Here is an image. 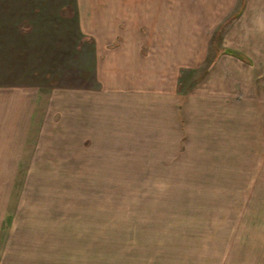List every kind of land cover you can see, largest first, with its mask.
I'll list each match as a JSON object with an SVG mask.
<instances>
[{"label": "rangeland", "instance_id": "obj_1", "mask_svg": "<svg viewBox=\"0 0 264 264\" xmlns=\"http://www.w3.org/2000/svg\"><path fill=\"white\" fill-rule=\"evenodd\" d=\"M0 59V92L25 90L34 119L2 164L6 252L264 251V0H0Z\"/></svg>", "mask_w": 264, "mask_h": 264}, {"label": "crops", "instance_id": "obj_2", "mask_svg": "<svg viewBox=\"0 0 264 264\" xmlns=\"http://www.w3.org/2000/svg\"><path fill=\"white\" fill-rule=\"evenodd\" d=\"M42 2L40 3V5H42ZM46 2L49 3V1H46ZM174 20L177 21L176 18H174ZM168 21L171 23V17H168ZM175 34L178 36H181V35L187 36L188 30L187 28H181L179 30L175 29ZM39 37L40 39L36 40V43L34 44L36 53H41V49H43L42 45H44V41L43 39H41L42 35H40ZM19 43H22V41L20 40ZM22 49H25V46L22 47ZM3 52H5V50H3ZM18 63L20 64V62ZM20 65L18 66L19 69L21 67ZM18 75H19L18 82L16 83L26 84L27 74H26L25 69L23 71L19 70ZM8 82L9 81H4V79L0 80L1 84H5ZM25 93L26 91L23 89H21L19 92H13L12 95H9L10 93L0 92V179L2 181H4V178H6L5 174H3L4 168L2 169V164L7 163L8 159L10 158V154H11L9 149L10 148L13 149V146H11L10 142L12 140H15L14 137L16 136H18V140H15V141H20L24 139L25 136H27L28 117H29V121L32 123L33 114H31L30 112L31 107L29 106V110H28V106L26 105L27 102L25 99ZM14 99H16L17 101H13ZM12 101L14 102L16 107L18 106L17 110L16 108L10 110L11 107L10 108L7 107L11 105ZM4 191H5L4 187L0 188V201H2L3 199V195L5 193ZM230 241H231L230 243L231 247L229 248L228 246L227 248L228 249L227 264H232L235 260L236 255H237L236 258H238L239 256L242 257V259L240 258L241 261L251 260V258H255V257L260 258L261 256L262 259L259 260L257 264H264V251L261 249L262 247L260 248L253 244L251 248L247 246L243 248L242 244L245 242H241V239H239L238 244L241 245L242 247H239L236 250L234 246L235 238H230ZM250 241H251V238H250ZM6 247L7 246L3 242V238H2V240H0V264H89V260H90L89 256L86 257L84 254L83 256L81 255V253L83 252L76 253L77 251L70 250L69 248L66 249L65 252H61V253L54 252L53 251L54 247L50 248V252H44L43 254L40 255V257L35 258L34 260H31V259L23 260L21 258L20 252L18 253L16 252L14 255L10 254L9 252L5 251ZM203 256L205 257L203 260H201V257ZM240 259L238 258V260ZM198 260L200 261V263L198 264H204V260L207 264H214V262L215 264H218L217 260H220V259H216V256L213 255L212 253H203V255H200V257H198Z\"/></svg>", "mask_w": 264, "mask_h": 264}]
</instances>
